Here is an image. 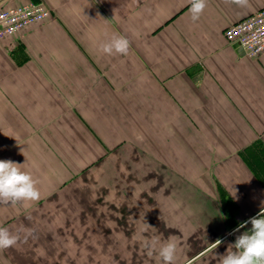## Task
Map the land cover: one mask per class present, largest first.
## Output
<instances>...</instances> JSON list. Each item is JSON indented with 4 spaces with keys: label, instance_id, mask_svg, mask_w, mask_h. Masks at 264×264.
Instances as JSON below:
<instances>
[{
    "label": "crops",
    "instance_id": "0c3cea01",
    "mask_svg": "<svg viewBox=\"0 0 264 264\" xmlns=\"http://www.w3.org/2000/svg\"><path fill=\"white\" fill-rule=\"evenodd\" d=\"M26 3L52 18L0 40V160L24 164L41 199L0 205L19 235L0 264H161L151 238L174 240L176 264H220L264 212V56L224 34L264 0H207L195 22L189 0L0 11ZM114 34L126 55L99 50Z\"/></svg>",
    "mask_w": 264,
    "mask_h": 264
},
{
    "label": "clouds",
    "instance_id": "9594fccd",
    "mask_svg": "<svg viewBox=\"0 0 264 264\" xmlns=\"http://www.w3.org/2000/svg\"><path fill=\"white\" fill-rule=\"evenodd\" d=\"M226 2L241 8L248 4V0H226ZM189 3L191 19L194 22L198 21L207 7V0H189ZM129 48L130 41L119 34L112 35L110 39L99 45V50L106 55H126ZM23 165L11 160H0V205L15 207L27 202H38L41 199V192L37 186L39 181L31 172L24 170ZM235 191L233 189L234 193ZM249 223L250 231L237 236L226 254L219 258L220 264H264V212L238 225L233 232H239ZM150 228L151 226L145 222L144 231L147 232ZM18 240L17 233L0 227V250L14 247ZM217 242L221 243V241ZM144 247L148 255H157L161 264H175L178 246L173 239L170 238L166 243H161L157 238L146 239ZM233 248L236 251H233Z\"/></svg>",
    "mask_w": 264,
    "mask_h": 264
},
{
    "label": "built area",
    "instance_id": "2783aa9c",
    "mask_svg": "<svg viewBox=\"0 0 264 264\" xmlns=\"http://www.w3.org/2000/svg\"><path fill=\"white\" fill-rule=\"evenodd\" d=\"M52 11L45 3H26L0 11V40L31 25L45 23ZM229 44H239L247 58L264 56V8L252 16L231 24L225 30Z\"/></svg>",
    "mask_w": 264,
    "mask_h": 264
},
{
    "label": "water",
    "instance_id": "95a60500",
    "mask_svg": "<svg viewBox=\"0 0 264 264\" xmlns=\"http://www.w3.org/2000/svg\"><path fill=\"white\" fill-rule=\"evenodd\" d=\"M237 46L239 47L240 51L242 52V55L245 56V52H244L243 49L240 47V45L237 44Z\"/></svg>",
    "mask_w": 264,
    "mask_h": 264
},
{
    "label": "rangeland",
    "instance_id": "374dc122",
    "mask_svg": "<svg viewBox=\"0 0 264 264\" xmlns=\"http://www.w3.org/2000/svg\"><path fill=\"white\" fill-rule=\"evenodd\" d=\"M177 254H178V252H177ZM178 262V260H177V258H176V262H175V264Z\"/></svg>",
    "mask_w": 264,
    "mask_h": 264
}]
</instances>
